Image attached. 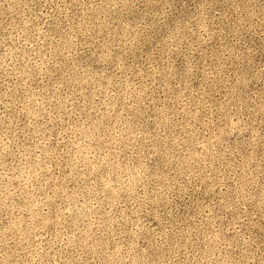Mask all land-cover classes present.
Wrapping results in <instances>:
<instances>
[{"label": "rangeland", "instance_id": "obj_1", "mask_svg": "<svg viewBox=\"0 0 264 264\" xmlns=\"http://www.w3.org/2000/svg\"><path fill=\"white\" fill-rule=\"evenodd\" d=\"M0 264H264V0H0Z\"/></svg>", "mask_w": 264, "mask_h": 264}]
</instances>
